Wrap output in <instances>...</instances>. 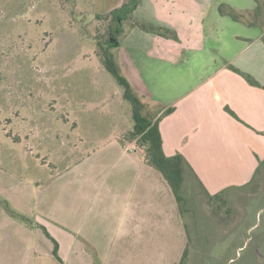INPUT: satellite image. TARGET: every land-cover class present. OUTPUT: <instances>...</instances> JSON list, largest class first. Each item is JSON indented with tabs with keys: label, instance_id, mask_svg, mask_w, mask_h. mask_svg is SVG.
<instances>
[{
	"label": "crops",
	"instance_id": "1",
	"mask_svg": "<svg viewBox=\"0 0 264 264\" xmlns=\"http://www.w3.org/2000/svg\"><path fill=\"white\" fill-rule=\"evenodd\" d=\"M123 2L100 0L98 11ZM222 5L257 8L254 0H142L135 15L178 39L137 27L119 39L134 90L172 109L159 123L163 150L182 155L195 182L183 187L182 206L144 152L116 137L35 190L18 263L3 235L0 264H180L186 252L185 264H264V30L220 14Z\"/></svg>",
	"mask_w": 264,
	"mask_h": 264
},
{
	"label": "rangeland",
	"instance_id": "2",
	"mask_svg": "<svg viewBox=\"0 0 264 264\" xmlns=\"http://www.w3.org/2000/svg\"><path fill=\"white\" fill-rule=\"evenodd\" d=\"M99 5L100 0H0V236L9 238L12 263H18L22 229L31 224L25 209L33 220L35 190L133 125L132 106L106 70L101 50L103 41L122 38L116 31L120 20L103 19ZM109 52L126 78L119 47ZM187 184L195 182L190 177ZM142 259L138 264H151Z\"/></svg>",
	"mask_w": 264,
	"mask_h": 264
},
{
	"label": "trees",
	"instance_id": "3",
	"mask_svg": "<svg viewBox=\"0 0 264 264\" xmlns=\"http://www.w3.org/2000/svg\"><path fill=\"white\" fill-rule=\"evenodd\" d=\"M257 8L253 12H240L229 6H220V14L230 16L237 22H243L248 26L261 27L264 30V0H254ZM142 4V0H124L122 6L107 14H100L103 19L117 24L118 35L124 33L122 24L128 22L130 27H137L145 32L154 33L162 37L177 40L176 32L149 23L135 15L136 10ZM114 30L113 28L111 29ZM113 34V33H112ZM109 41H103L101 50L103 52V64L106 70L114 76L123 88V98L132 106V127L125 133L124 141L134 143L144 152V160L147 165L158 170L174 192L178 203L182 206V189L187 185V180L194 178V173L185 158L177 154L169 157L164 153L162 136L159 129L161 119L172 112V109H164L162 105H156L138 94L130 82L120 74L119 66L109 49ZM251 84L257 83L248 77ZM157 107L156 112L151 107ZM57 253V252H55ZM187 252L184 254L180 264H185Z\"/></svg>",
	"mask_w": 264,
	"mask_h": 264
},
{
	"label": "water",
	"instance_id": "4",
	"mask_svg": "<svg viewBox=\"0 0 264 264\" xmlns=\"http://www.w3.org/2000/svg\"><path fill=\"white\" fill-rule=\"evenodd\" d=\"M109 43H110V46L113 47V48L118 47V45H119V41L116 38H114V37L110 40Z\"/></svg>",
	"mask_w": 264,
	"mask_h": 264
}]
</instances>
